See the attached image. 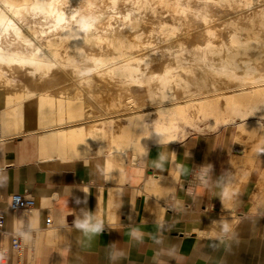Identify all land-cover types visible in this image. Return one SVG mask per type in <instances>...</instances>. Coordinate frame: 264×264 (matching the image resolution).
Masks as SVG:
<instances>
[{
    "label": "bare ground",
    "instance_id": "bare-ground-1",
    "mask_svg": "<svg viewBox=\"0 0 264 264\" xmlns=\"http://www.w3.org/2000/svg\"><path fill=\"white\" fill-rule=\"evenodd\" d=\"M48 4L64 13L58 29L33 11ZM33 59L39 71L20 62ZM0 103L17 135H36L42 161L103 156L119 179L151 145L223 129L229 168L207 233H230L252 179L250 212L264 211V0H0ZM28 104L36 128L25 132Z\"/></svg>",
    "mask_w": 264,
    "mask_h": 264
},
{
    "label": "crops",
    "instance_id": "crops-1",
    "mask_svg": "<svg viewBox=\"0 0 264 264\" xmlns=\"http://www.w3.org/2000/svg\"><path fill=\"white\" fill-rule=\"evenodd\" d=\"M1 114L0 206L5 219L0 250L7 249L9 264H264V211L250 212L248 200L254 179L234 201L240 221L233 231L207 233L221 209L229 168L232 141L223 129L192 134L178 144L151 145L145 162L129 164L119 179L107 170L103 156L42 161L36 135H17L9 115ZM35 128V108L28 104L24 129ZM197 166L208 176L193 195L184 184L203 180L194 176ZM152 176L173 184L155 190L146 185ZM25 190L39 202L31 222L43 226L52 214L54 226L40 229L18 260L7 199ZM85 222L99 225V231L77 227Z\"/></svg>",
    "mask_w": 264,
    "mask_h": 264
},
{
    "label": "built area",
    "instance_id": "built-area-1",
    "mask_svg": "<svg viewBox=\"0 0 264 264\" xmlns=\"http://www.w3.org/2000/svg\"><path fill=\"white\" fill-rule=\"evenodd\" d=\"M200 176L203 180H197L198 182L186 183V190L190 194H195L197 188L203 185L206 181L208 173L203 166H197L194 170V176ZM38 200L35 195L30 191L14 192L10 194L7 199V207L14 213V228L12 234V250L16 254L18 260L21 259L25 250L30 248V244L33 242L37 235V232L43 228H49L54 226V219L47 214L44 220L43 226L33 224L31 222V213L38 207ZM5 219V211L0 206V232H4L3 224ZM0 264H9L8 251L5 248L0 250Z\"/></svg>",
    "mask_w": 264,
    "mask_h": 264
},
{
    "label": "clouds",
    "instance_id": "clouds-1",
    "mask_svg": "<svg viewBox=\"0 0 264 264\" xmlns=\"http://www.w3.org/2000/svg\"><path fill=\"white\" fill-rule=\"evenodd\" d=\"M34 12L37 13H43L44 15L48 16V17H54L55 18V23L51 26V28L54 29H58L61 27V25L66 24V20H65V16L64 13L62 12H58L56 10V6L52 5V4H48V5H38L33 9ZM73 20L76 19L75 16L72 17ZM79 24V27L87 32L90 31L95 23V20L91 17L88 18H82L81 20H79L77 22ZM21 63H29V64H33L37 67V70L39 71L40 69V63L38 61H36L35 59L30 60V61H20ZM95 63L97 65H100L102 62L100 60H96ZM91 71H95V69H92ZM158 131H166L165 129H157ZM77 227L78 228H82L84 229L86 232L87 231H92V232H98L99 231V225L96 226H90L87 222L85 223H77ZM227 230V229H225Z\"/></svg>",
    "mask_w": 264,
    "mask_h": 264
}]
</instances>
